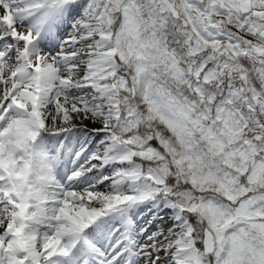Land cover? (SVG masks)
<instances>
[{
    "label": "snow or ice",
    "instance_id": "6c2138e0",
    "mask_svg": "<svg viewBox=\"0 0 264 264\" xmlns=\"http://www.w3.org/2000/svg\"><path fill=\"white\" fill-rule=\"evenodd\" d=\"M0 264H264V0H0Z\"/></svg>",
    "mask_w": 264,
    "mask_h": 264
}]
</instances>
